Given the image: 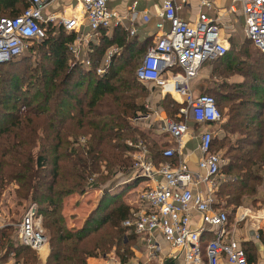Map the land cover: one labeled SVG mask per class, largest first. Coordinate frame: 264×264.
I'll return each instance as SVG.
<instances>
[{"label":"trees","instance_id":"1","mask_svg":"<svg viewBox=\"0 0 264 264\" xmlns=\"http://www.w3.org/2000/svg\"><path fill=\"white\" fill-rule=\"evenodd\" d=\"M24 1L27 7L30 0ZM103 31L101 40L92 42L94 48H87L90 65L86 66L80 59L68 63L75 34L62 25L48 24L45 36L38 43L53 61L46 91L39 94L35 90L29 95V88L11 77L4 78L0 85V197L12 183L13 200L17 205L24 204L21 215L28 207H36L49 238L50 254L44 264H86L87 257L97 251L104 253L114 245L118 261L125 263L134 256V248L139 247L133 229L123 225L131 217L132 206L117 194H123L125 186L134 188L140 178H129L114 195L105 189L97 206L75 230L67 228L62 214L66 196L83 194L92 187L97 189L98 184L117 171H132L131 155L138 141L148 147L155 159L162 156L163 149L148 137L151 128L141 129L132 123L133 117L145 111L146 92L145 85L136 79L135 70L132 72L125 65L129 63H125L129 52L134 51L130 48L134 42H126L121 31H116L111 41ZM112 43L124 48L106 72L97 75V62ZM250 44L255 51L245 50L244 59L234 65L235 58L228 51L215 59L225 62V69H234L242 76L240 81L228 83L224 78L217 84L218 103L227 104L224 113L227 119L221 125L220 139L215 136L212 142L214 150H218L216 144L220 142L222 157L228 160L225 172L234 174L233 179L221 183L219 192L228 196L226 201L234 206L239 205L240 194L256 193L254 182L264 176V51ZM40 69L39 78L45 72V68ZM257 198L254 195L251 201ZM7 212L13 213V209ZM7 229H0L4 259L12 254L17 258L16 263L37 264L33 249L14 244ZM101 229L104 231L98 239L82 243ZM242 246L250 261L251 254Z\"/></svg>","mask_w":264,"mask_h":264},{"label":"built area","instance_id":"2","mask_svg":"<svg viewBox=\"0 0 264 264\" xmlns=\"http://www.w3.org/2000/svg\"><path fill=\"white\" fill-rule=\"evenodd\" d=\"M54 1L30 0L19 14L0 16V63L19 57L27 46V40L43 38L47 21L60 24L67 31L78 32L87 26L91 33L77 37L86 43L91 36L99 37L112 21L117 23L119 20L108 8V0H75L80 8L70 16L44 15L45 9ZM159 2L155 23L158 38L147 47L135 69V77L144 85L154 83L163 88L181 104L178 109L180 118L164 121V130L178 143V147L189 130L187 118L204 127L199 137L201 156L198 170L193 171L185 165L174 166L168 160L156 163L148 155L146 145L141 141L136 143V150L131 155L135 175L131 178H141L144 184L136 190L139 209H132L131 217L125 219L123 225L144 239L146 253L143 260L132 258L119 264H163L167 259L179 260V264H251L241 243L230 235L228 211L218 208L215 201L223 158L220 151L213 149L212 142L222 113L212 95L196 94L191 87V81L197 77L203 63L228 51L227 29L202 11L194 21L184 20L178 11L186 0ZM201 4L210 6L205 0ZM228 11L240 12L245 37L257 49L264 51V0H230ZM74 43L78 45V42ZM78 52L76 49V56ZM116 52V49L108 51L103 65L95 68L97 75L106 72L111 56ZM81 63L90 65L88 59L81 60ZM176 152L177 148L169 147L163 149L162 154L172 157ZM193 211L199 215L197 226L193 225ZM246 217L247 213L236 209L235 223ZM206 227L216 229L217 237L202 245L201 235ZM18 235L21 244L38 252L46 246L42 217L34 205L22 215ZM157 235L169 244L172 251L163 254L155 238ZM258 236L259 233L256 234ZM260 260L264 264V244ZM0 264L20 263L5 261L0 247Z\"/></svg>","mask_w":264,"mask_h":264},{"label":"rangeland","instance_id":"3","mask_svg":"<svg viewBox=\"0 0 264 264\" xmlns=\"http://www.w3.org/2000/svg\"><path fill=\"white\" fill-rule=\"evenodd\" d=\"M223 23V22H222ZM225 27V25L223 24ZM226 34L228 35L229 45H228V52L234 57L235 59L232 60L233 65L237 62H240L244 59L245 50H254L255 48L250 44V42L247 40V38L244 35L243 30V22L241 19H236L232 25L230 26V31H226ZM41 42V39H30L26 41V48L24 49V52L17 57L14 61L1 65L0 66V85L3 82L4 78H16L19 81V84L22 87L29 88V92L33 94L37 90L39 94L44 93L46 89L48 88V84L46 83L48 81V78H50V69L52 67L53 61L51 58L47 57L46 54H44L45 48H42L39 46L38 43ZM152 42L148 43L147 46L142 47H136L134 48V51L131 53L129 52V56L125 63L129 61L126 67L131 68L132 72H134L135 68L138 65V62L147 49L149 45H151ZM79 46H74L71 44L70 50L71 52H68L69 55L67 57L68 63H73L77 59L84 60L87 57V53L84 51L81 54L78 53V55H75V50ZM80 48V47H79ZM138 49H143L144 51L138 52ZM143 52V53H142ZM88 58V57H87ZM75 59V60H74ZM77 60L76 62H78ZM81 64V63H80ZM124 65V66H125ZM45 68V72L42 77H38V75H41L42 70L40 69ZM226 63L222 62L221 60H212L205 62L202 67L199 70V73L197 77L195 78L193 82V89L201 84H203V88L200 90L202 93H207L212 95L217 104L218 107L221 110L222 113V119L218 123V126H216L215 134L216 138L219 140L221 137V125L226 122L227 117L224 115L226 112L225 107L227 104H223L222 106L220 103H218V97H217V84L223 80L224 78L228 83H232L234 81L241 80V75L238 74L234 69H225ZM224 71V72H223ZM220 72H222L221 75ZM33 87V88H32ZM47 87V88H46ZM1 88V87H0ZM145 96H144V108L145 111L140 112V114H143V116H137L133 117L132 123L134 125H137L141 129H149L151 128L150 133H148L149 138L152 137V128H158L163 125V122L166 119H173L175 115H173L174 107H177L178 101L173 98L171 94L168 92H165L163 88L159 86H153L152 84L148 83L145 85ZM199 91V92H200ZM169 106V107H168ZM169 108V109H168ZM137 114V115H140ZM164 129V126H163ZM162 130V129H161ZM141 138V137H140ZM142 139V138H141ZM140 139V140H141ZM218 142L216 144V148L220 151L221 154H223V150H221L218 147ZM148 148V147H147ZM226 157H223V163L221 167V180L223 182L229 181L230 179L234 178V174H228L225 172V165L227 163ZM135 175L133 171H130L129 173H121L120 171H117L114 173L111 177H109L105 182L102 184H98L99 186L97 189L94 187L88 188L83 194H77L72 193L64 198L63 201V207H62V214L65 218V223L68 229L75 230L82 226L83 222L87 218V215L90 213L92 209H94L97 204L99 203L103 191L106 189L107 193H110V195H114V192L116 189L120 187L121 184L127 182V180ZM90 182H93L90 179ZM221 183H219L217 188V194H216V202L218 205L226 206L229 205V202L226 201L228 196H225L224 193L219 194V192L222 189V186L220 187ZM256 186L255 190L256 193H243L240 194V199L238 200L239 204L244 207H251L258 205L257 202H252V198L255 195H258V197L261 198V201L264 200V177L258 181L254 182V187ZM137 185H135L134 188H136ZM123 194H117V197H120L123 202L127 203L131 201L133 196V188H130V186L124 187ZM14 190L15 186L12 183H9L3 190V193L0 197V221H1V228L7 227V235L11 238V241L15 243H20L19 241V235H18V226L19 222L22 218V212H23V205H17L15 203L14 199ZM12 191V193H11ZM118 191V190H117ZM258 192V193H257ZM10 193V194H9ZM120 193V192H119ZM130 193V194H129ZM238 193V192H235ZM253 195V196H252ZM123 197V198H122ZM259 202V201H258ZM234 206V205H233ZM239 206V205H237ZM13 209V213L9 214L7 212L8 209ZM20 213H16V211H19ZM12 217V218H11ZM253 216L248 215V218H252ZM247 219V218H246ZM253 219V218H252ZM44 236L46 238V246L42 249L41 252H38L36 250H32L37 255V264H44L48 258V255L50 254V246H49V238L47 235L46 229L43 226ZM0 228V229H1ZM104 231L101 229L99 232L91 235L88 239L82 241V243H90L94 239H98L100 237V234ZM1 239V238H0ZM134 246V245H133ZM109 248V247H108ZM31 249V248H30ZM134 249H137L136 247ZM116 251V245L111 246L109 249L106 250V252L97 251V253L92 256L87 257L86 264H119V257L117 256ZM134 251V250H133ZM132 258H137L136 254L134 252V256ZM5 261L7 262H13L17 261V258L14 257L12 254L8 255V257L5 258ZM21 264V263H20Z\"/></svg>","mask_w":264,"mask_h":264},{"label":"crops","instance_id":"4","mask_svg":"<svg viewBox=\"0 0 264 264\" xmlns=\"http://www.w3.org/2000/svg\"><path fill=\"white\" fill-rule=\"evenodd\" d=\"M202 0H186L184 4H182L181 8L179 9V15L184 20L192 22L197 18V15L200 11L205 12L209 17L212 19H217V21L221 25H225L227 31H230V26L232 27L234 21L238 18L242 19V16L239 11L231 12L228 11V6L230 4V0H205L210 3V6L202 5ZM75 0H56L51 3L44 11V15L50 14H60L70 16L72 13H76L79 11V4L76 6ZM108 8L114 12V14L119 18L117 23L112 21L110 27L103 31L102 34L105 37H109L111 41H114L116 31L124 32L126 35V42H134L130 45V48H136L139 46L145 47L150 42H155L158 38V32L155 27V23L158 20V12L160 10V2L159 0H108ZM76 6V7H75ZM26 7V3L24 0H0V16L5 15H13L16 13L21 12ZM223 22V23H222ZM45 24V25H44ZM43 25L46 27L48 24L60 25L51 21L45 22ZM168 27V24L165 25V28ZM75 34V39L73 40L74 46H79L77 49L79 50V54L82 52H86L87 48H91L94 46V43L101 40V37L91 36L88 42H84L83 40H77L79 35H87L86 33H91L87 26L81 27V29L76 31H70ZM91 40V41H90ZM94 40V41H93ZM74 42H78L74 43ZM94 48V47H93ZM124 48L117 43H112L105 51L104 57L97 62L98 66H102L107 55L108 51L112 49H116L117 52L111 56L110 63H112L113 58L119 56L121 54V50ZM144 51L143 49H138V52ZM143 53V52H142ZM145 53H143L144 55ZM141 56V58L143 57ZM140 58V59H141ZM204 64V63H203ZM202 64V65H203ZM97 66V67H98ZM202 67V66H201ZM242 77V76H241ZM195 79L191 81V87L193 85ZM242 80V78H241ZM240 81V80H239ZM203 84L195 87L192 90L194 93H200L201 89L203 88ZM200 91V92H199ZM175 117L180 118L178 116V109L180 107V103H177ZM143 115H138L137 117ZM187 124L189 125L188 132L181 138L180 145L178 147V143L163 129V125L161 127L152 128V137L160 147V149L165 148H177V152L172 157H165L161 156L159 160L155 159L151 152L148 149V155L156 162L159 163L161 161L168 160L171 162L172 165H185L187 168L195 171L198 170L197 163L201 156V151L199 150V141H200V134L204 127L198 123H196L193 119L187 118ZM162 129V130H161ZM217 134H215L216 136ZM135 151V150H134ZM219 151V150H218ZM222 156V154H221ZM223 158V157H222ZM224 164V163H223ZM222 172L220 173L219 183H222L221 180ZM264 177V176H263ZM144 181L140 178L138 183L136 184L137 187L133 188V196L131 201L128 203L131 204L132 209L137 210L139 209L140 205L137 202L136 197V190H138ZM203 189V186H200ZM130 194V193H129ZM217 194V192H216ZM261 198H257L255 202L258 203L256 208L251 207H244L239 204V206H233V204H229L226 206L218 205L216 202V206L218 208H223L224 210L228 211V229L230 231V235L235 237L241 245L243 244L245 248L251 254L250 263L251 264H261L260 260V250L262 245L264 244V200L261 201ZM255 199V198H254ZM264 199V198H263ZM216 201V198H215ZM259 201V202H258ZM253 202V201H252ZM238 208L239 211H244L247 213V219L239 221L235 223V211ZM248 215L253 216L252 218H248ZM193 225H199V215L193 211ZM259 233L258 238L256 234ZM136 235V234H135ZM138 238L139 247L134 249L136 257L143 260L145 258L146 253V244L144 239L139 235H136ZM216 229H211L206 227L205 230L202 232L201 240L202 245H205L209 240L216 238ZM158 239L161 250L163 254H167L168 252L172 251L171 247L165 240L160 236L157 235L155 237ZM32 249V248H31ZM132 259V258H131ZM5 260V259H4ZM170 260V259H167ZM166 261V260H165ZM164 261V262H165ZM173 261L174 264H179L181 261ZM151 264H155L152 262ZM205 264V263H204ZM222 264H227L223 262Z\"/></svg>","mask_w":264,"mask_h":264},{"label":"water","instance_id":"5","mask_svg":"<svg viewBox=\"0 0 264 264\" xmlns=\"http://www.w3.org/2000/svg\"><path fill=\"white\" fill-rule=\"evenodd\" d=\"M163 264H174L171 260H166Z\"/></svg>","mask_w":264,"mask_h":264},{"label":"bare ground","instance_id":"6","mask_svg":"<svg viewBox=\"0 0 264 264\" xmlns=\"http://www.w3.org/2000/svg\"><path fill=\"white\" fill-rule=\"evenodd\" d=\"M166 89L169 90V89H170V86L167 85V86H166Z\"/></svg>","mask_w":264,"mask_h":264},{"label":"flooded vegetation","instance_id":"7","mask_svg":"<svg viewBox=\"0 0 264 264\" xmlns=\"http://www.w3.org/2000/svg\"><path fill=\"white\" fill-rule=\"evenodd\" d=\"M157 86V85H156Z\"/></svg>","mask_w":264,"mask_h":264}]
</instances>
